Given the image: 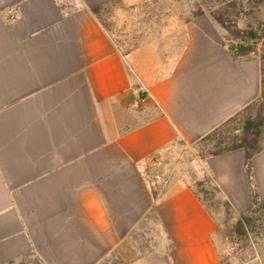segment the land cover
Listing matches in <instances>:
<instances>
[{
    "label": "crops",
    "instance_id": "1",
    "mask_svg": "<svg viewBox=\"0 0 264 264\" xmlns=\"http://www.w3.org/2000/svg\"><path fill=\"white\" fill-rule=\"evenodd\" d=\"M151 1L0 0V264H227L195 181L150 169L257 100L262 61L209 17L147 20L123 49L99 12ZM250 165L202 161L235 215L264 201V146Z\"/></svg>",
    "mask_w": 264,
    "mask_h": 264
},
{
    "label": "rangeland",
    "instance_id": "2",
    "mask_svg": "<svg viewBox=\"0 0 264 264\" xmlns=\"http://www.w3.org/2000/svg\"><path fill=\"white\" fill-rule=\"evenodd\" d=\"M233 1L235 0H153L147 4V8L135 11H130L117 4H108L104 10L99 12V15L101 21L113 30L120 46L125 49L133 44L126 42L128 35L141 34L142 24H145L147 20L157 18L182 20L205 17L213 19L211 13L222 10L229 17L231 24L236 20L240 28L247 30L253 27L257 30L260 38L253 42L248 40L246 44L256 46V55L264 53V6L252 7L245 3L243 7L240 5L233 7L231 6ZM217 24L223 29L225 43L233 42L235 39L231 37L230 32L234 27L229 32L219 23ZM257 111L258 106L246 109L240 117L228 123L220 132L205 136L195 144L176 145L164 156L165 158L161 159L162 163L150 169L152 175L165 177L169 181L166 185L178 179L195 181L197 189L207 203L213 207L219 220L215 240L227 264H242L252 259H260L264 262V212H262L261 220L257 219L252 226L247 225L245 232H239L236 221L240 215H235L232 209L222 201L218 187L213 184L210 175L204 171L202 161L213 155L212 152L217 150L220 142L232 141L235 136L240 137L244 119L250 115L255 116ZM259 144H264V131ZM258 216L261 215L258 213Z\"/></svg>",
    "mask_w": 264,
    "mask_h": 264
},
{
    "label": "trees",
    "instance_id": "3",
    "mask_svg": "<svg viewBox=\"0 0 264 264\" xmlns=\"http://www.w3.org/2000/svg\"><path fill=\"white\" fill-rule=\"evenodd\" d=\"M235 0L231 3V6L236 7L237 5L244 6L245 3L252 7H260L264 6V0ZM226 13L220 11H214L211 13L213 19L219 23L222 27L227 29V31L230 32L231 30V37H233L235 40L228 44L229 49L234 53L237 57H247L256 55V46L246 44V41L248 40H258L260 38V35L258 34L257 30L253 27L250 29L240 28L238 26V22L235 20L233 24L230 23L229 17L225 15ZM232 39V38H231ZM238 39V40H236ZM254 53V54H253ZM261 61H262V89H261V96L246 106L241 112L237 113L235 116L228 119L226 122L212 130L209 134H216L221 131V129L226 126L228 123L233 121L234 119L240 117L243 112L246 109H250L253 106H258V111L256 112L255 116H248L244 119L242 134L240 137L235 136L232 138V141H222L221 144L226 143L224 146L221 144L218 145V148L216 151L212 152L213 155L220 154L223 152L231 151L238 148H244L246 151V167L247 172H250V160L257 150L261 149L264 144L260 145L259 141L262 137L263 131H264V53H261L260 55ZM254 205L253 207L240 214V216L237 218L236 221L237 229L239 232H245L246 226L250 225L252 226L253 223H256L257 219H262V212H264V201L259 202L258 198L254 197ZM228 205V203H226ZM259 215L257 217V214Z\"/></svg>",
    "mask_w": 264,
    "mask_h": 264
},
{
    "label": "built area",
    "instance_id": "4",
    "mask_svg": "<svg viewBox=\"0 0 264 264\" xmlns=\"http://www.w3.org/2000/svg\"><path fill=\"white\" fill-rule=\"evenodd\" d=\"M139 88H140L141 90H143V89H144V87H143V86H140Z\"/></svg>",
    "mask_w": 264,
    "mask_h": 264
}]
</instances>
